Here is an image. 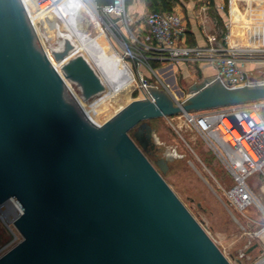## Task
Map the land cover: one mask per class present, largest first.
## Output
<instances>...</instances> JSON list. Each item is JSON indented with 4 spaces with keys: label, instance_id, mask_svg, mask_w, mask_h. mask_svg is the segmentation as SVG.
I'll list each match as a JSON object with an SVG mask.
<instances>
[{
    "label": "water",
    "instance_id": "obj_1",
    "mask_svg": "<svg viewBox=\"0 0 264 264\" xmlns=\"http://www.w3.org/2000/svg\"><path fill=\"white\" fill-rule=\"evenodd\" d=\"M24 1L40 9L0 0V205L22 211L21 241L0 264H231L165 182L166 160L149 161L148 122L264 101V81L228 88L216 76L180 101L147 87L150 99L97 126L44 54ZM61 71L85 101L104 91L82 55Z\"/></svg>",
    "mask_w": 264,
    "mask_h": 264
},
{
    "label": "rangeland",
    "instance_id": "obj_2",
    "mask_svg": "<svg viewBox=\"0 0 264 264\" xmlns=\"http://www.w3.org/2000/svg\"><path fill=\"white\" fill-rule=\"evenodd\" d=\"M37 2H39L40 9L33 15H31L27 3L22 2L33 29L35 26L41 27V21L53 22L52 18L55 14L57 19L72 32L78 44L82 45L83 49L81 50L86 53L102 79L110 78L113 74V62L123 60L130 65L134 89L129 96L124 95L121 98V103L124 106L134 100L145 99L146 95L138 90L139 74H142L157 90H165L163 85H168L177 101L185 97L193 84L204 81L199 70L188 68L184 73L181 71L175 73V84L172 86L173 75L168 64L163 65L157 62L155 77L148 68L138 66L128 60L124 55L123 42L128 36V31H132L133 27L129 21L126 24L124 20H121L122 18L106 16L92 0H85V2L93 11L97 22L92 29L83 28V33L79 32V26L73 23L77 16L84 18L81 12H77L73 0H37ZM189 3L196 11L205 8L201 13H206L212 22L210 34H214L218 40H223L227 35L228 46L252 48L264 45L262 38L254 40L253 37L255 36L254 31L258 32V36H264V11L261 12V9L264 10V1H181L182 7ZM57 10L64 14H62L63 20L59 17ZM49 12L52 18H49L50 16L46 18ZM182 12L183 16H179L182 18L186 31L189 26L188 19L192 18V14L185 9ZM238 21L244 24L248 22V27L251 29H246L243 25L237 27V24H233ZM239 22L238 24H240ZM51 35L52 40L50 42L44 40V44L42 37L39 38L42 50L44 46H49V43L61 46L57 43V34L52 33ZM95 37L97 38L94 39ZM186 39L189 43L188 36ZM107 66H111L109 76H107L109 70H105ZM254 66L250 72L246 69L249 79L252 81L264 80V64ZM173 90L175 91L173 92ZM105 107L106 105H103L93 111H102ZM117 107L116 105L107 106L102 116L94 118L97 123L93 122L94 125L100 126L113 118L118 112ZM88 121L92 122L89 119ZM148 123L151 127L153 147L151 155H147L149 161L154 164L158 159L166 160L168 169L163 175L165 182L226 259L231 264H264V169L262 173H255L247 180L248 187L258 202L246 210L240 211L229 198L228 192L234 185L231 176L218 156L208 148L194 130L186 125L181 115L162 117ZM12 238L0 219V257L13 247L10 245Z\"/></svg>",
    "mask_w": 264,
    "mask_h": 264
},
{
    "label": "built area",
    "instance_id": "obj_3",
    "mask_svg": "<svg viewBox=\"0 0 264 264\" xmlns=\"http://www.w3.org/2000/svg\"><path fill=\"white\" fill-rule=\"evenodd\" d=\"M222 8V7H221ZM108 17H119L126 24L124 0H113L102 9ZM145 30L141 36L129 30L124 44L125 57L138 66L149 69L156 77L151 62L160 64L203 63L212 66L214 77L228 88L239 84L259 82L248 77L245 66L264 64V45L247 47L228 46V36L218 40L214 34L206 38V45L191 47L185 43V26L174 12H148L144 16ZM116 24V23H115ZM264 81V80H261ZM138 90L151 98L147 87H153L139 74ZM163 89L171 96L168 85ZM75 90L81 94L76 86ZM264 101L245 103L220 109L180 114L186 125L194 130L208 148L220 159L231 176L233 187L229 198L240 211L258 202L248 187L247 180L264 169ZM6 213L10 216L7 217ZM22 214L18 204L9 199L0 205V219L12 235L10 245L15 246L21 236L13 223Z\"/></svg>",
    "mask_w": 264,
    "mask_h": 264
},
{
    "label": "bare ground",
    "instance_id": "obj_4",
    "mask_svg": "<svg viewBox=\"0 0 264 264\" xmlns=\"http://www.w3.org/2000/svg\"><path fill=\"white\" fill-rule=\"evenodd\" d=\"M73 1L75 2L77 12L79 11V12H81V14L84 15L83 19H82V17H78V16H77L78 18L76 17L74 19L73 23L75 25L79 26L78 31L83 33V28H86V27L89 29H92L93 25L96 24L97 21H96L95 15H94L93 11L91 10V8L87 5L85 0H73ZM43 10H41V11H43ZM57 12L59 14V17H61L63 20L64 14L61 13V11H59V10H57ZM50 14H51L50 12L47 13L46 18L49 16H50L49 18H52ZM52 19H53V22H51V23H49V22L47 23L45 20L41 21V23H40L41 27L35 26L34 27L35 29H33V30H35L34 32H35L36 36L38 37L39 41H40L39 38L42 37L43 44L45 41L50 42V40H52V35L50 36V34H52V33L57 34V38H58L57 43L61 44V46L59 47V46H56L54 43H49V46H46V47L44 46L43 52L47 56V58L49 59V61L51 62L52 66L55 68V70L63 78L64 83H65V87L67 88V90L69 91L71 96L75 99L76 103H78L77 105H79V107L83 111L84 115L89 120L92 121L91 123L94 122L95 124H97L94 121V118L97 119V117L99 115L102 116V114H104V111L106 110L107 106L116 105V106H118L117 107L118 112L120 110H122L129 103H126L124 106V104L121 103V101H122L121 98H123L124 95L129 96V94L134 89V85L132 83L130 65L123 60H121V61L117 60L116 62H113L114 72L110 76V78L102 79L100 77V75L98 74L97 70L95 69V67L92 65V63H91L90 59L88 58V56L86 55V53H84L81 50V49H83L82 45L78 44L75 36L68 29V27H66L60 20H58L57 17L55 16V14L53 15ZM78 22H79V25H78ZM238 22H235V23L233 22V24H237L236 25L237 27H239L240 25H243L246 29H251L246 24H244L242 22H239L240 24H238ZM53 28H54V30H53ZM254 35L255 36L258 35V32L254 31ZM96 38L97 37H95L94 39H96ZM66 42H69L72 45V47H73L72 50L65 56L63 61L55 62L54 58H53V53L62 51L64 48V44ZM56 47H58V48L56 49ZM75 55H82L86 59V61L94 69V71L96 72V74L98 75V77L100 78L101 82L104 85V91L99 93L98 95L92 97L88 101H85L83 99L82 95L76 92V90H75L76 85H74L72 82L66 80L63 77V74L61 71L62 65L65 64V62H67V60H69L70 58H72ZM109 68H111V66H107V68H105V70H109ZM109 74H111V70H109V72H107V76H109ZM116 99H119V100H116ZM92 100H94V102H92ZM103 105H106L104 110L93 111L94 109L99 108ZM6 215H7V217L10 216L8 213H6Z\"/></svg>",
    "mask_w": 264,
    "mask_h": 264
},
{
    "label": "crops",
    "instance_id": "obj_5",
    "mask_svg": "<svg viewBox=\"0 0 264 264\" xmlns=\"http://www.w3.org/2000/svg\"><path fill=\"white\" fill-rule=\"evenodd\" d=\"M264 1V0H261ZM125 4V1H124ZM126 6V14L129 18L130 25L133 27V32L138 34V36H141L145 30L144 27V16L149 12L146 4L143 0H131L129 4H125ZM99 8L103 9L105 6L99 5ZM192 8V9H191ZM185 9L188 13L192 14V18L190 17L188 19V28L185 32V43L188 46H204L206 45V38L210 33L212 32V22L208 16H206V13H201L202 10L205 8H201V11H196L193 6H191V3L188 5L185 4L182 7V4H176L172 10V12L183 16L182 10ZM264 11L261 9V12ZM201 14V15H200ZM247 26H249L248 22L245 23ZM186 36H188V42ZM255 39H261L264 43V36H253ZM164 65V64H163ZM253 63H249L245 66V70L247 69L249 72L254 69ZM169 69L171 70V74L173 75V80H171L172 86L175 84V73L178 71H181V73H184L187 71V69H197L200 71L201 76L203 79L212 78L215 75V70L212 66L203 64V63H181L178 62L176 64H168ZM175 90H173L174 92Z\"/></svg>",
    "mask_w": 264,
    "mask_h": 264
},
{
    "label": "trees",
    "instance_id": "obj_6",
    "mask_svg": "<svg viewBox=\"0 0 264 264\" xmlns=\"http://www.w3.org/2000/svg\"><path fill=\"white\" fill-rule=\"evenodd\" d=\"M113 0H92L96 5H109ZM125 4H129L131 0H124ZM149 12H172L176 4L181 3L182 0H143ZM157 62H151V67L156 68ZM264 114V113H263Z\"/></svg>",
    "mask_w": 264,
    "mask_h": 264
},
{
    "label": "flooded vegetation",
    "instance_id": "obj_7",
    "mask_svg": "<svg viewBox=\"0 0 264 264\" xmlns=\"http://www.w3.org/2000/svg\"><path fill=\"white\" fill-rule=\"evenodd\" d=\"M151 153H152V150L148 149L147 155H151Z\"/></svg>",
    "mask_w": 264,
    "mask_h": 264
}]
</instances>
